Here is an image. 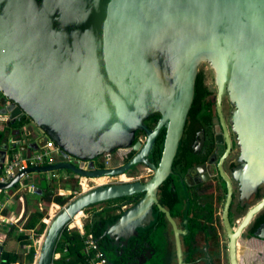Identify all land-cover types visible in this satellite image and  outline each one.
Masks as SVG:
<instances>
[{
    "label": "water",
    "instance_id": "95a60500",
    "mask_svg": "<svg viewBox=\"0 0 264 264\" xmlns=\"http://www.w3.org/2000/svg\"><path fill=\"white\" fill-rule=\"evenodd\" d=\"M203 63L213 71L219 113L221 97L229 100V124L244 161L240 172L249 174L255 188L264 183V0H0V114L10 123L0 138V174L11 124L21 115L39 130L34 143L17 138L23 157L49 140L61 150L52 164L27 168L0 189L19 185L26 173L66 170L97 177L123 173L136 163L154 171L147 190L139 181L103 184L60 205L43 221L33 264H53L63 230L88 206L145 191L144 199L102 233L111 237L130 226L144 227L138 221L143 213L151 217L156 188L172 172ZM153 114L158 119L149 129L145 121ZM161 129L155 165L148 156ZM136 131L144 138L135 140ZM128 147L135 153L123 165L82 168L84 161ZM46 186L42 178L37 192ZM229 197L223 210L225 248L229 264H240L237 243L255 208L231 226ZM160 208L172 222L176 264H186L183 233ZM251 237L264 239V225ZM248 244L255 246L249 238ZM2 250L0 244V257ZM188 250L195 258L192 242Z\"/></svg>",
    "mask_w": 264,
    "mask_h": 264
},
{
    "label": "flooded vegetation",
    "instance_id": "af4514ba",
    "mask_svg": "<svg viewBox=\"0 0 264 264\" xmlns=\"http://www.w3.org/2000/svg\"><path fill=\"white\" fill-rule=\"evenodd\" d=\"M206 66L207 69L202 66L199 72L202 78L203 91H200L198 98L194 97L188 112L180 144L171 165L172 172L156 188L154 199L150 204L152 208L151 217H147V214L143 213L145 218L138 221V224L144 227L130 229V226L111 237L102 233L108 223L113 224L123 211L144 199L145 191L100 202L83 209L84 212L88 213V216L82 227L89 226L91 231L88 235L85 234L84 229L83 232L79 233L84 237L87 264H91L92 256L87 249L92 243L96 245V251L103 249L106 254L109 253V255L107 254L108 262L111 264H169V259L170 264H176L172 222L161 211L160 206L170 213L177 228L183 233L181 241L185 257L189 255L187 252L190 242L195 245V258L191 255L192 261L196 260V255L200 251L206 254L204 245L201 248L199 246V241L206 240L211 242L210 246L212 245L210 249L213 256L210 264H229L228 253L225 248L227 239L223 222V210L228 196H230L228 218L231 226H236V222H240L249 210L255 208L244 228L245 233L241 234V239L247 237L249 241L252 239L259 243V246L253 248L252 251L257 250L259 252V264H264V250L262 248L264 239L251 237V233L264 225V183H260L254 188L251 183H248L247 177L252 181L249 174L240 172L244 161L240 157V148L237 145L235 133L229 124L231 110L229 100L226 95L221 97L219 113L213 71L208 65ZM208 70L212 72L209 76L206 74ZM1 106L0 101V108ZM147 120L145 121L146 124ZM153 127L149 128L148 126L149 129ZM138 138H144L142 132L139 133ZM130 150L132 154L128 156ZM161 150L162 146L158 150L154 143L148 156L149 161L158 165ZM134 153L135 151L131 147L118 148L110 153L95 157L92 162L84 161L81 165L84 171L111 169L128 162ZM46 174L50 176L49 179L51 178L49 185L65 180L71 184V189L74 185H81L80 179L82 178H105L108 182H101L99 185L139 181L145 184V190H147L148 182L151 180L154 171L149 165L136 163L123 173L115 175L93 177L75 175L66 170L61 173L50 171ZM70 181L74 182V185ZM77 193H74L72 189L71 195ZM56 195L64 197L63 194L60 192L57 194L56 191L51 198ZM64 198L67 199L66 202L69 200L67 197ZM71 222L67 224V228L70 230L73 229ZM130 225H134L133 222ZM185 229H187L186 234H184ZM126 236L127 238H125ZM124 239L126 244L122 242ZM59 252L54 251L53 261L57 260L54 257ZM248 253V248L243 250L241 245L237 243V256L240 264H244V259H247ZM68 255L67 247H64V252L60 258ZM53 264L57 263L53 262Z\"/></svg>",
    "mask_w": 264,
    "mask_h": 264
},
{
    "label": "crops",
    "instance_id": "0c3cea01",
    "mask_svg": "<svg viewBox=\"0 0 264 264\" xmlns=\"http://www.w3.org/2000/svg\"><path fill=\"white\" fill-rule=\"evenodd\" d=\"M9 119V118H8ZM7 120H2L0 121V132H3L5 129L7 130V125L10 124ZM17 120V119H16ZM8 122V123H7ZM15 122V121H14ZM13 122V123H14ZM13 123L11 125H13ZM9 134V144L6 146V155H5V160L4 163L7 159H9L13 153L20 154L22 156V150H19L17 147V138L20 137V142L21 144L23 143H34L35 139L38 138L39 133H35L32 128L25 122L21 127H16L12 126ZM4 133V132H3ZM4 135V134H3ZM3 135L0 136V138H3ZM15 138V140H13ZM4 142L1 140L0 142V149L3 146ZM34 149H28L26 151L27 153L33 151ZM25 155V156H26ZM4 166V164H3ZM3 171V168H2ZM2 174V173H1ZM0 174V175H1ZM33 174V173H31ZM29 173L28 176L23 178L22 180L19 181V185L12 187L10 189H0V202H1V208L0 212L4 216H7L8 219H13L15 217H20V221L18 223H1L0 224V244H3V250L1 253L0 259L5 260L6 263H9L10 261H7L6 259L2 258V254L4 252H9L12 253L16 256V260L12 261L15 264H26L25 263V258L27 256V253L29 251L30 245L28 243H25V241L30 240L32 241V244L35 248L36 247L34 244V241L36 240V244L39 247L41 244V235L37 236L35 231L32 230H25L23 228L24 223L27 220V217L30 215L32 212H42L41 205L42 203H48L44 200L40 199V195L43 194L44 190L47 189L50 179L48 174L42 173L41 178H39L36 174L31 175ZM35 176V177H34ZM39 178V179H37ZM46 180V188L42 189L41 194L38 193L37 191L40 189V180L41 179ZM29 180V182H27ZM31 180V181H30ZM27 182V183H26ZM25 183V184H24ZM24 184V186H22ZM35 187V188H34ZM56 187V186H55ZM57 188V187H56ZM62 193V192H60ZM16 198V201L13 199ZM13 201V202H12ZM12 202V203H11ZM15 204V206H14ZM81 216L82 212H80L77 216L72 220V226L76 227H81ZM43 220V219H42ZM45 221V220H43ZM47 221V220H46ZM45 221V222H46ZM197 228V227H195ZM83 232L84 227L80 228ZM21 234H26L27 238H23V235ZM255 246H250L248 244V238L243 237L242 239L240 238L238 240V243L241 245V249H247L248 248V254L246 255L247 259H244V264H259V252L257 250L252 251L253 248H257L259 246V243L256 242L255 240H250ZM210 241L202 240L199 241V246L200 248L202 245L205 247V252L200 251L196 255V260L192 261V256L191 253L187 252L189 254L186 256L185 261L187 264H210V261H212V250L210 249ZM213 244V242H212ZM247 245V246H246ZM251 248H249V247ZM245 252V251H244ZM93 252L91 253V255ZM35 258H33L32 263L28 264H33ZM208 261V263H207ZM11 263V262H10ZM169 264H170V259H169Z\"/></svg>",
    "mask_w": 264,
    "mask_h": 264
},
{
    "label": "trees",
    "instance_id": "16d2710c",
    "mask_svg": "<svg viewBox=\"0 0 264 264\" xmlns=\"http://www.w3.org/2000/svg\"><path fill=\"white\" fill-rule=\"evenodd\" d=\"M200 91H203L202 78H201V74H198L196 78V82H195V96L197 98L200 94ZM25 117L27 118V116L22 115L20 119L15 120L12 126L21 127L26 121ZM157 118H158V114H155L154 116H151L147 120V125L149 126V128L153 127ZM5 131L6 129L3 132ZM3 132H0V136L4 134ZM139 133L140 132L136 131L135 140H137ZM163 134H164L163 130L160 131V133L157 136L156 142H155V146L157 147L158 150L161 149V146H162ZM131 154H132V151L130 150L128 152V156H130ZM55 189H56L55 184L49 185L47 189L44 190L43 194L40 195V199L46 202L54 201L55 203L59 205H64L67 200L66 198L60 195H56L54 196V198H51V196L54 193H56ZM72 189L74 193L78 192L77 190L78 188H75V186H73ZM55 206L57 207V205ZM42 219H43V212H32L27 217V220L24 223L23 228L25 230L35 231L37 236H39L40 234L44 232L46 228V224L42 221ZM84 230H85L86 235H88L91 232L89 226H84ZM21 235H23V238H27L26 234H21ZM83 239L84 237H82L76 229L70 230L67 227H65L62 234L59 237V240L57 242V245L54 251L62 252L63 248L67 247L69 255L67 257H62L57 260H54L53 262L57 264H87L86 262L87 256L84 250L85 244L83 243ZM25 243H28L30 245L29 251L25 258V263L28 264V263H32L33 261V258L35 255V248L32 244V241L27 240L25 241ZM89 250H90V253L94 252L93 248H90ZM101 250L106 254V252L103 249ZM2 258L10 262L16 260V256L9 252H4L2 254Z\"/></svg>",
    "mask_w": 264,
    "mask_h": 264
},
{
    "label": "built area",
    "instance_id": "2783aa9c",
    "mask_svg": "<svg viewBox=\"0 0 264 264\" xmlns=\"http://www.w3.org/2000/svg\"><path fill=\"white\" fill-rule=\"evenodd\" d=\"M7 120V114H0V121ZM61 154V150L51 141L49 140L44 145L40 146L37 149L27 153L25 157L20 154L13 153L12 156L7 159L3 166L2 174L0 175V183H7L12 178H14L19 172L25 171L30 167H38V166H46L55 162L56 154ZM50 171H46L49 173ZM29 174H25L22 177L25 178ZM35 188V187H34ZM1 208V202H0ZM20 221V217H15L13 219H8L7 216H4L0 212V224L9 222V223H18ZM90 248H93L95 252L91 255L90 263L91 264H111L109 263L108 257L102 251H96V245L94 243L89 244L87 251L90 252ZM64 252V248L62 252H59L55 255V259H59ZM0 264H15L13 262L6 263L5 260L0 259Z\"/></svg>",
    "mask_w": 264,
    "mask_h": 264
},
{
    "label": "rangeland",
    "instance_id": "374dc122",
    "mask_svg": "<svg viewBox=\"0 0 264 264\" xmlns=\"http://www.w3.org/2000/svg\"><path fill=\"white\" fill-rule=\"evenodd\" d=\"M203 66V68L204 69H207V66H206V64L205 63H203L202 65H201V67ZM206 74L209 76V74H212V72L210 71V70H208L207 72H206ZM25 119H26V123L32 128V130L35 132V133H39V130H38V128H37V126H35L32 122H31V120L30 119H28V118H26L25 117ZM60 157V154L58 153V154H56V159H58ZM65 170H62V171H59V173H61V172H64ZM145 172V171H144ZM31 175H35V173H33V174H31ZM37 175V174H36ZM39 178H41V176H42V173H40L39 175H37ZM35 177V176H34ZM39 178H37V179H39ZM31 181V180H30ZM80 181H81V185H74V182H72V181H70L71 183H72V185H74L75 186V188H78L77 190L79 191L77 194H79V193H81L83 190H88V189H90V188H92V187H95V186H97V185H99V183H101V182H106L107 181V179H105V178H99V179H86V178H82V179H80ZM27 182H29V180L27 181ZM26 182V183H27ZM108 182V181H107ZM83 183H86V185H87V189H84L83 188ZM25 184V183H24ZM24 184H22V186H24ZM56 185V191H57V194H59V192H62V193H60V194H63V196L64 197H67L69 200L71 199V198H73L74 196H77V194H75V195H71V193H72V189H71V184L70 183H68L67 181H65V180H60V181H57V183L55 184ZM72 196V197H71ZM16 201V198H14L13 199V201ZM12 201V202H13ZM11 202V203H12ZM55 205H57V207L55 206ZM14 206H15V204H14ZM61 207L62 206H58V204H55V202H48V203H42V205H41V211L43 212V220H47V222H49L50 221V219L56 214V213H58L59 212V210L61 209ZM99 207V206H98ZM87 216H88V213H86V212H84L83 211V213H82V216H81V223H82V225L84 224V222L86 221V218H87ZM42 220V221H43ZM82 225H81V227H82ZM81 227H76V230L80 233L82 230L80 229ZM43 234V233H42ZM36 242V240L34 241V244H35V247H36V249L38 248V246H37V244L35 243ZM104 253V252H103ZM105 254V253H104ZM108 255H109V253H107ZM106 255V254H105Z\"/></svg>",
    "mask_w": 264,
    "mask_h": 264
},
{
    "label": "bare ground",
    "instance_id": "6f19581e",
    "mask_svg": "<svg viewBox=\"0 0 264 264\" xmlns=\"http://www.w3.org/2000/svg\"><path fill=\"white\" fill-rule=\"evenodd\" d=\"M83 188H84V189H87V185H86V183H83ZM79 213H80V212H79ZM79 213H77V214L74 216V218H75V217L77 218V216H78ZM74 218H72V220H73ZM72 220H71V221H72ZM71 224H72V222H71Z\"/></svg>",
    "mask_w": 264,
    "mask_h": 264
}]
</instances>
